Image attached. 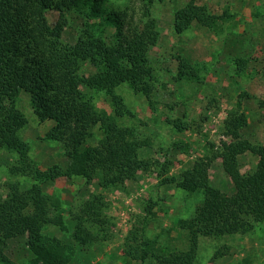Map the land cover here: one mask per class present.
<instances>
[{"label":"trees","instance_id":"1","mask_svg":"<svg viewBox=\"0 0 264 264\" xmlns=\"http://www.w3.org/2000/svg\"><path fill=\"white\" fill-rule=\"evenodd\" d=\"M152 2L147 1L139 23L134 25L129 6H115L113 0H0V151L15 155L20 169L32 163L31 147L21 135L28 119L18 107L19 97L25 92L40 123L47 122L53 113L59 114L45 139L62 144L70 160L65 172L68 178L79 177L87 183L98 180L102 188L122 189L139 173L155 167L161 185L177 183L168 176L169 160L160 163L140 159L139 151L146 143L118 121L128 110L115 87L128 85L149 103L153 100L150 51L158 34L148 8ZM51 11L59 15L54 29L48 26L47 14ZM69 17L83 23L73 44L62 39ZM218 21L219 17L209 14L195 0L176 15L179 31L193 23L213 30ZM110 28L114 30L112 36L108 34ZM177 59L176 79L193 77L194 68L185 59ZM86 65L95 70L90 76L80 74ZM242 65L237 61L239 75L245 70ZM91 92L108 93L113 113L99 109ZM258 105L264 109V99ZM246 124L244 114L232 116L224 129L230 140L221 142L214 155L221 159L237 195L225 197L212 188L206 169L188 173L179 187L185 191L201 189L205 198L182 223L181 234L174 240L177 244L169 241L162 245L149 239V208L125 240L128 263L196 264L200 237L245 234L264 223V146L242 138L240 129ZM96 132L102 137L93 146L90 142ZM244 154L257 157L258 163L243 174L238 157ZM15 167L12 174L17 173ZM61 208L58 198L43 194L38 186L8 184L7 193L0 194V259L12 240L26 237L34 255L29 264L71 263L73 247L44 235L48 226L66 229ZM110 212L111 202L103 194L81 199L71 212L74 240L89 248L112 240L117 223Z\"/></svg>","mask_w":264,"mask_h":264},{"label":"rangeland","instance_id":"2","mask_svg":"<svg viewBox=\"0 0 264 264\" xmlns=\"http://www.w3.org/2000/svg\"><path fill=\"white\" fill-rule=\"evenodd\" d=\"M147 1L113 0V3L119 7L127 4L135 25ZM190 1L154 0L149 4L150 18L158 34L150 51L155 88L152 103L128 85L114 89L128 110L124 118L118 119L120 126L129 128L146 143L139 151L140 159L160 163L169 160L168 176L177 183L161 185L155 167L139 173L135 181L127 182L122 189L102 188L98 180L87 183L79 177L68 178L65 172L70 160L62 144L45 139L58 122L59 114L53 113L47 122L40 123L30 96L22 92L19 97L18 107L28 119L21 135L31 147L32 163L20 169L15 155L0 151V194L7 193L8 184L19 183L24 188L38 186L43 194L61 201L66 229L48 226L44 235L73 247L74 257L69 264H140L128 263L124 244L133 225L143 219L149 208V239L162 245L169 241L177 244L174 240L181 234L182 223L205 198L201 189L185 191L179 187L188 173L206 169L212 188L225 197L236 196L221 159L214 158L221 142L230 140L224 129L232 116L244 114L247 124L240 129L242 138L264 146V109L258 105V101L264 99V0H195L209 14L220 18L217 28L212 30L193 23L179 31L176 15ZM47 18L48 26L56 28L58 13L51 11ZM68 22L62 39L73 44L83 23L70 17ZM108 34L112 36L114 30L110 28ZM112 41L110 37L108 42ZM177 58L185 59L194 68L193 77L176 79ZM237 61L243 62L245 68L240 75ZM83 69L81 75L90 76L95 72L89 65ZM107 94L91 92L89 95L99 109L112 114L111 98ZM246 94L249 97L244 96ZM101 137L96 132L90 144L97 145ZM210 158H213L211 164L205 168ZM238 163L244 174L255 168L258 159L244 154L238 157ZM14 167L17 173L12 174ZM28 172H32L30 176ZM93 193L103 194L111 202L110 215L115 218L117 227L112 240L89 248L74 240L71 212L81 199ZM33 258L23 237L9 243L0 264H29ZM196 264H264V223L245 234L200 237Z\"/></svg>","mask_w":264,"mask_h":264}]
</instances>
